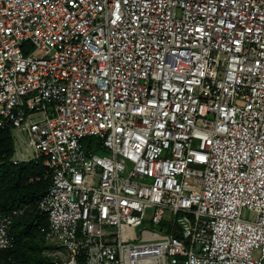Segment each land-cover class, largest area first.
<instances>
[{
    "label": "built area",
    "instance_id": "obj_1",
    "mask_svg": "<svg viewBox=\"0 0 264 264\" xmlns=\"http://www.w3.org/2000/svg\"><path fill=\"white\" fill-rule=\"evenodd\" d=\"M0 127L55 264H264V0H0Z\"/></svg>",
    "mask_w": 264,
    "mask_h": 264
},
{
    "label": "trees",
    "instance_id": "obj_2",
    "mask_svg": "<svg viewBox=\"0 0 264 264\" xmlns=\"http://www.w3.org/2000/svg\"><path fill=\"white\" fill-rule=\"evenodd\" d=\"M15 150L13 130L0 127V215L27 206L13 219L9 233L15 246L0 250V264H55L56 258L45 252L48 242L39 229L48 221L36 204L37 196L50 186L43 158L14 164Z\"/></svg>",
    "mask_w": 264,
    "mask_h": 264
},
{
    "label": "rangeland",
    "instance_id": "obj_3",
    "mask_svg": "<svg viewBox=\"0 0 264 264\" xmlns=\"http://www.w3.org/2000/svg\"><path fill=\"white\" fill-rule=\"evenodd\" d=\"M32 50H33V47L30 48V51H32ZM36 54H38V51H36ZM22 137H23V141L18 146L19 153L23 154L25 159H28V160L35 159L36 154L33 151L32 147L28 145L27 137L25 135H23ZM90 140H95V139L91 138L86 142V146H88V147H89L88 142H90ZM27 149H28V151H27ZM249 216H250V213L247 212L245 217L249 218ZM172 223H173V213L171 211H167L165 213L164 222L162 225H159V226L153 225L148 219L146 222V224L148 225V228L151 230H154V231H156V229L158 227H166L169 229L170 226L172 225ZM141 230H142V226L141 227H139V226L133 227L131 231L128 229H125L124 233H123L125 241H132L134 239L133 237L136 238V241L144 240V237L141 236ZM176 236H178L180 238L183 237V235L180 231H177ZM159 237H161V235L157 236V238H159ZM50 248H51V245L47 244L46 249H45V252L47 254H50V252H52Z\"/></svg>",
    "mask_w": 264,
    "mask_h": 264
},
{
    "label": "crops",
    "instance_id": "obj_4",
    "mask_svg": "<svg viewBox=\"0 0 264 264\" xmlns=\"http://www.w3.org/2000/svg\"><path fill=\"white\" fill-rule=\"evenodd\" d=\"M14 142H15V140H14ZM15 147H16V145H15ZM27 161H29L28 159H26ZM50 255V254H49ZM53 257V256H52ZM55 258V257H54Z\"/></svg>",
    "mask_w": 264,
    "mask_h": 264
}]
</instances>
